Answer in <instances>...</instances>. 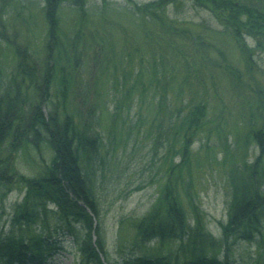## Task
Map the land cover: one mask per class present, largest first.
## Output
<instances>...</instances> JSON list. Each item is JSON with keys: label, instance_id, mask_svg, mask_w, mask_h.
Masks as SVG:
<instances>
[{"label": "trees", "instance_id": "1", "mask_svg": "<svg viewBox=\"0 0 264 264\" xmlns=\"http://www.w3.org/2000/svg\"><path fill=\"white\" fill-rule=\"evenodd\" d=\"M4 1L6 10L12 0ZM66 1L77 12L82 24L88 11L87 0H32L37 5L40 2L38 6L45 20L44 59L35 63L29 50L15 45L14 70L3 85L1 45L8 35L0 30L3 31L0 32V203L16 188L24 191L22 199L14 205L9 230L0 226V264H54V257L64 249L58 237L66 234L78 243L82 256L80 264H239L232 252L236 240L255 243L252 264H264V127L247 135V139H254L261 153L252 160L246 157L236 160L227 169L230 199L227 218L220 220L219 238L207 229L203 211L195 199L194 180L188 176L187 169L194 142L211 122L208 121L206 73L209 64L215 67L219 64L210 55V43L202 34L171 19L168 7L177 0L145 3L130 0L132 12L145 31L147 48L153 52L151 60L157 61L155 54L159 50L158 61L169 64L172 59L173 74L183 73L186 80L194 76L198 89L192 90L186 103L183 102L184 93L179 92L175 115L180 116V121L174 120L177 125L173 127L176 135H173L174 140L161 139L165 148L163 158L167 159L161 165L162 185L155 203L139 218L129 219L130 227L135 230L130 245L138 252L128 253L119 261H108L95 188L103 166L102 137L95 117L98 104L91 100L85 108V97L74 100L76 78L79 77L76 72L81 60L86 59L90 54L88 47L93 46L90 55L97 64L102 46L96 48L98 44L78 42L80 37L83 39L82 29L80 33L78 29L71 36L67 35L70 42L67 41L60 26V12ZM193 1L198 7L211 9L229 30L248 62H252V56L246 37L254 38L264 49V0ZM151 24L156 25L155 30ZM164 55L168 57L166 60ZM141 58L136 73L145 66L146 58ZM221 58L230 82L241 86L238 67L233 63L229 65L224 55ZM159 72L163 89H153L159 94V104L152 109L153 114L170 108L173 103L167 93V73ZM124 77H127L126 72ZM55 83L58 90L53 92ZM150 86L158 87L156 83ZM130 90L126 89L125 93ZM146 92L143 84L137 94L141 99L139 104ZM69 98L75 102L72 110L68 108ZM221 143L225 144L223 140ZM176 144L178 148L174 151ZM28 145L37 149L44 145L52 154L50 162L34 176L21 173L15 166L18 152ZM52 218L58 223L55 227L50 224ZM95 219L97 226H94ZM174 241L178 242L175 253L150 254L151 244L161 248Z\"/></svg>", "mask_w": 264, "mask_h": 264}, {"label": "rangeland", "instance_id": "2", "mask_svg": "<svg viewBox=\"0 0 264 264\" xmlns=\"http://www.w3.org/2000/svg\"><path fill=\"white\" fill-rule=\"evenodd\" d=\"M133 1L145 3L153 0ZM31 2L12 0L4 10L5 1L0 0V30L8 35L6 41L2 39L1 45V68L4 72L1 85L9 81L14 70L15 45L29 50L35 63H41L44 59L45 20L38 6L40 2L38 5ZM132 4L130 0H87L88 11L83 25L69 2H64L60 12V26L67 41V35L71 36L78 29L80 33L82 29L83 39L80 37L78 42L83 40L87 45L90 42L98 44L96 48L102 46L97 64L90 55L93 46L88 47L90 54L81 60L80 69L76 72L79 77L76 78L74 100L85 97V108L91 100L98 104L95 117L102 137L100 156L103 166L95 188L100 207L99 225L107 242L109 262L138 252L130 245L135 238V230L130 227L129 219L139 218L155 203L162 185L161 165L167 159L166 156L163 158L165 148L161 139L167 137L174 140L173 135H176L173 127L180 121V116L175 115L180 102L179 92L184 93L183 102L186 103L192 90L198 89L194 76L186 80L183 73L177 71L173 74L175 65L171 63L172 59L166 64L167 55H164L165 63L158 61V49L155 54L157 61L151 60L153 52L150 53L147 48L145 31L137 15L132 12ZM168 12L174 22L189 26L206 38L212 51L210 55L219 64L218 67L209 64L210 75L206 73L210 111L208 121L211 122L194 142L187 169L188 176L194 180L195 199L203 211L206 227L219 238L220 220L227 218L230 199L227 169L236 160L245 157L252 160L261 153L260 147H255L254 139H247V135L264 127V49L254 38L246 37V45L252 56V62H248L240 46L229 35V30L211 9L198 7L193 0H177L176 4L169 5ZM151 26L155 30L156 25ZM66 47L69 50L67 43ZM161 51L163 49L160 47ZM223 55L229 65L233 63L238 67L242 75L241 86L230 82L221 58ZM141 56H145L146 61L144 70L142 67L138 74ZM159 70L167 73V93L173 103L170 108H162L153 114L152 109L159 104V94L153 89H163L158 77ZM125 72L127 77H124ZM152 83L158 87L150 86ZM143 84L147 92L139 104L141 99L137 94ZM128 88H131L130 93H125ZM52 90H58L57 83L53 84ZM74 103L69 98L70 110ZM222 140L225 144L221 143ZM177 148L178 144L172 150ZM51 155L50 149L44 145L38 149L28 145L18 152L15 166L21 173L34 176L50 162ZM23 195L24 191L16 188L0 203V226L4 229L9 230L14 205ZM188 211L192 214L191 210ZM50 224L55 227L58 223L52 218ZM97 224L95 219L94 226ZM58 240L64 249L54 257V264H80L82 256L74 238L66 234L59 236ZM149 248L151 255L175 253L178 242L166 243L161 248L153 243ZM256 248L255 243L236 240L232 248L233 257L239 264H252L251 258L255 257Z\"/></svg>", "mask_w": 264, "mask_h": 264}]
</instances>
